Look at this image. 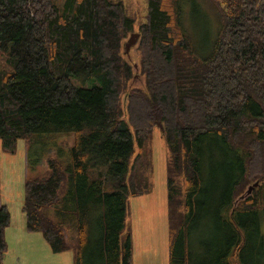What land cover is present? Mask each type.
I'll return each mask as SVG.
<instances>
[{
  "label": "trees",
  "instance_id": "trees-1",
  "mask_svg": "<svg viewBox=\"0 0 264 264\" xmlns=\"http://www.w3.org/2000/svg\"><path fill=\"white\" fill-rule=\"evenodd\" d=\"M146 3L135 27L122 0H0V146L40 133L73 137L67 164L49 159L43 176L25 180V229L54 253L76 249L74 264L91 251L96 264H132L127 197L152 188L158 129L168 264H191L189 221L201 208L207 144L232 160L220 199L216 181L205 207L227 235L210 264H264V0ZM196 12L207 26L200 38L189 24ZM9 222L0 204V264Z\"/></svg>",
  "mask_w": 264,
  "mask_h": 264
},
{
  "label": "rangeland",
  "instance_id": "rangeland-1",
  "mask_svg": "<svg viewBox=\"0 0 264 264\" xmlns=\"http://www.w3.org/2000/svg\"><path fill=\"white\" fill-rule=\"evenodd\" d=\"M122 1L126 5L127 14L134 19L135 27L146 20V0ZM189 24L196 32L197 38L204 35L207 26L201 12L193 14ZM133 47L129 50V56L125 54L129 59L134 57ZM0 52L3 57L6 56V50L0 48ZM3 66L7 67L5 63ZM138 77L136 73L134 79L137 80ZM156 110V108L152 109L155 120L159 113ZM158 132L159 130L156 129L149 144L153 163L152 188L147 193L127 197L124 233H129L131 237L132 264H168L169 224L165 171L167 152ZM72 142L73 137L70 133H40L32 140L19 139L13 149L0 146V204L6 206L10 217L9 225L4 230V234L9 238L7 250L10 249V252L6 250L4 253L5 263L9 264L11 261L10 263L13 264L15 254L13 255L12 251L14 247H18L20 248L19 264H74L76 249L70 248L62 253H54L40 232H30L27 236L31 240H26L28 239L26 237L25 241L19 239L15 244L12 243L11 237L26 230L25 216L21 210L25 180L43 176L48 169L49 159L61 160L67 164L69 146ZM205 149L202 168L203 193L198 197L201 208L189 221L188 243L191 264H210L218 260L227 237L218 229L216 218H212L209 209L205 207L211 199V191L215 188L216 181L218 187L215 191L220 199L222 187L226 183L225 176L231 171L230 167L223 169L225 164H230L232 160L220 155L221 152H218L213 145L207 144ZM46 212L56 217L53 210L47 209ZM260 228L264 232V216ZM75 237L76 232H73V239ZM95 261L94 251L88 252L83 257V264H96Z\"/></svg>",
  "mask_w": 264,
  "mask_h": 264
},
{
  "label": "crops",
  "instance_id": "crops-1",
  "mask_svg": "<svg viewBox=\"0 0 264 264\" xmlns=\"http://www.w3.org/2000/svg\"><path fill=\"white\" fill-rule=\"evenodd\" d=\"M26 232V233H25ZM25 232L23 231V232H19V233H16V234H13V235H11V237H12V243L13 244H15L16 242H17V240H19V239H22V241H25V238L27 237L28 239H26V240H31V238L30 237H28L27 235H29L30 234V232H28V231H26L25 230ZM4 236H5V240H6V242H7V244L9 243V238L7 237V235L6 234H4ZM30 238V239H29ZM19 249V250H18ZM7 252H10V249H9V251L7 250ZM13 255H14V257H13V264H19L20 263V259H19V257L18 256H20V248H18V247H14V249H13ZM62 253V252H61ZM5 255V254H4ZM15 256H17V257H15ZM11 261H9V264H12V263H10ZM3 264H7V263H5V256L3 257Z\"/></svg>",
  "mask_w": 264,
  "mask_h": 264
},
{
  "label": "water",
  "instance_id": "water-1",
  "mask_svg": "<svg viewBox=\"0 0 264 264\" xmlns=\"http://www.w3.org/2000/svg\"><path fill=\"white\" fill-rule=\"evenodd\" d=\"M138 36H139V34H138L137 32H132V33L128 36L127 40L124 42V46H123V48H124V53H125L127 56H129V50H130V48L136 45L137 40H138ZM134 67H136V65H134ZM156 111H158V110H156ZM157 117H158V118H157V120L154 121V124H155V125L161 130V131H163V127H162L161 122H160V120H159V113H157ZM252 188H253L252 185L249 186V188H248V192H250V191L252 190Z\"/></svg>",
  "mask_w": 264,
  "mask_h": 264
}]
</instances>
